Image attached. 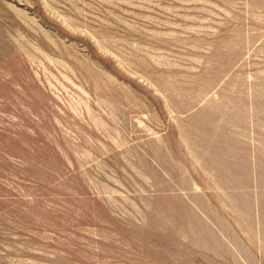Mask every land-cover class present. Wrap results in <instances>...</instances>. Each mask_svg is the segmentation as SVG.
I'll list each match as a JSON object with an SVG mask.
<instances>
[{"label":"rangeland","instance_id":"374dc122","mask_svg":"<svg viewBox=\"0 0 264 264\" xmlns=\"http://www.w3.org/2000/svg\"><path fill=\"white\" fill-rule=\"evenodd\" d=\"M0 264H264V0H0Z\"/></svg>","mask_w":264,"mask_h":264},{"label":"crops","instance_id":"0c3cea01","mask_svg":"<svg viewBox=\"0 0 264 264\" xmlns=\"http://www.w3.org/2000/svg\"><path fill=\"white\" fill-rule=\"evenodd\" d=\"M235 137V138H234ZM221 138L220 136H214L212 139L213 141H217ZM232 139H235L234 141ZM242 140L240 139V136H235L231 134L230 137V144L225 145L222 149L223 151H220L219 149L222 148V143L219 145L217 143H213V147L217 148L218 151H213L214 153L211 154L210 161L213 162L217 167L223 172V175H225L230 181L237 182L239 181L241 183L242 180V173L243 167L245 168L246 164V153L243 151L242 146ZM218 146V147H217ZM223 167V168H222ZM242 185V184H241ZM237 189V188H234ZM239 191V190H237ZM241 193V189L239 191ZM241 195V194H240ZM246 211L242 210L241 214L236 212V220L238 219V216L242 219L245 216ZM229 223V222H228ZM229 227L234 228V223H229Z\"/></svg>","mask_w":264,"mask_h":264}]
</instances>
